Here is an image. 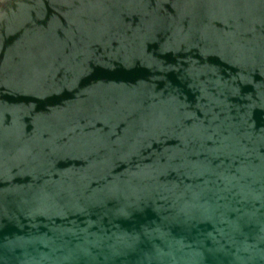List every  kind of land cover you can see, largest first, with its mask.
Here are the masks:
<instances>
[{"label": "water", "instance_id": "water-1", "mask_svg": "<svg viewBox=\"0 0 264 264\" xmlns=\"http://www.w3.org/2000/svg\"><path fill=\"white\" fill-rule=\"evenodd\" d=\"M0 264H264V0H0Z\"/></svg>", "mask_w": 264, "mask_h": 264}]
</instances>
